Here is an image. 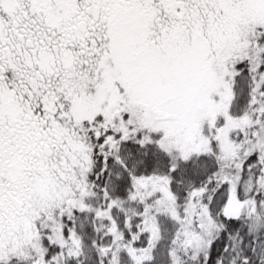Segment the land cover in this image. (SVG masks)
<instances>
[{
    "label": "snow or ice",
    "instance_id": "obj_1",
    "mask_svg": "<svg viewBox=\"0 0 264 264\" xmlns=\"http://www.w3.org/2000/svg\"><path fill=\"white\" fill-rule=\"evenodd\" d=\"M0 264H264V0H0Z\"/></svg>",
    "mask_w": 264,
    "mask_h": 264
}]
</instances>
